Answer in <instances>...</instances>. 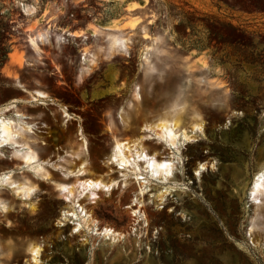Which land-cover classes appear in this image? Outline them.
Listing matches in <instances>:
<instances>
[{
	"label": "rangeland",
	"instance_id": "374dc122",
	"mask_svg": "<svg viewBox=\"0 0 264 264\" xmlns=\"http://www.w3.org/2000/svg\"><path fill=\"white\" fill-rule=\"evenodd\" d=\"M112 32L125 36L110 49ZM181 87L186 137L170 147L152 130ZM7 107L30 123L47 175L0 150V174L36 183L27 199L0 188V264H264V229L250 225L264 171V0H0ZM117 138L169 155V174L151 176L140 157L136 171L119 165ZM87 177L103 179L63 197L59 182Z\"/></svg>",
	"mask_w": 264,
	"mask_h": 264
},
{
	"label": "bare ground",
	"instance_id": "6f19581e",
	"mask_svg": "<svg viewBox=\"0 0 264 264\" xmlns=\"http://www.w3.org/2000/svg\"><path fill=\"white\" fill-rule=\"evenodd\" d=\"M33 35H35V33L34 34L32 33V36ZM105 36L108 39V44H107L108 47L110 49H113L120 47L119 46L120 42L122 38L125 36V34H123V32L122 33L112 32V33H106ZM146 65L148 69V75L153 74V72L157 71L158 64L147 63ZM35 93L40 97L44 95V93L39 91H36ZM136 95L138 98V92H136ZM185 104L186 101L184 100V96H183V88L181 87L179 91L176 93L175 98L170 103V106L168 105L169 106L168 111L164 112L165 114L158 117L156 122L154 123L155 127L153 128L152 132L155 133L162 141L165 142L166 145L170 147H172L177 142L180 134L186 137L184 133L185 129L181 121L182 118L180 117L181 113H183L182 109L185 107ZM5 110H9V108L7 107L6 109L0 110V150L5 147L12 149L11 157L20 160L24 166L31 167V169L34 171L35 174L40 176H46L47 175L46 171L41 169V164H40L41 162L38 152L33 146L34 141L32 140L31 136L28 133L29 130L27 131V129H30L31 127L30 123L25 122L22 119V117L25 115L21 113L18 109L15 110V115L18 117V119H13L5 115L4 114ZM148 148L149 147L139 144L138 142L130 146L129 143H126L125 141H122L117 138L115 144L112 147L110 157L119 165L126 164L130 166L134 171L138 169L136 165L137 163H135L134 160L136 157L137 158L140 157L141 159H143L144 168L151 176H157V175L158 177L167 176V174H169L171 170L169 166V161H170L169 155L168 156L161 155L160 157H158L157 151L150 153L148 151L149 150ZM82 165L83 162L79 165V169L81 168ZM102 179L103 178H99V177H87V178H78L73 182L61 181L58 184V188L61 192L65 193L63 197L69 201L70 197H74V199L80 197L79 195L83 188L85 187L87 188V186L92 184L96 185L99 182L101 183ZM252 182L253 183H252V188L250 190V198L252 202L256 205V208H255V214L250 221V225L253 228L252 230H254V228L264 229V171H260L256 175L254 181ZM1 187L10 188L12 192L19 198L27 199L30 197V194H32L33 190L36 188V183L33 182L31 179H29V177L27 176H21L20 179L14 178L12 173H10L9 171L0 174V188ZM1 194H0V210L6 211V207L8 206V205L6 206V204L8 202L7 199L4 198V196L3 197L1 196ZM68 207L70 209H74L72 208V205H69ZM101 229L108 232L106 227H103ZM38 248H39L38 245L31 243L28 245L27 251L33 254L36 252L38 253L39 252L37 251ZM0 252H1V247H0Z\"/></svg>",
	"mask_w": 264,
	"mask_h": 264
},
{
	"label": "water",
	"instance_id": "95a60500",
	"mask_svg": "<svg viewBox=\"0 0 264 264\" xmlns=\"http://www.w3.org/2000/svg\"><path fill=\"white\" fill-rule=\"evenodd\" d=\"M149 59H151V58H153V57H158L159 56V54L155 51V50H152L150 53H149ZM146 60V62H144V64H143V66H144V68L146 69V63H147V60L148 59H145ZM153 73H155V72H153Z\"/></svg>",
	"mask_w": 264,
	"mask_h": 264
}]
</instances>
